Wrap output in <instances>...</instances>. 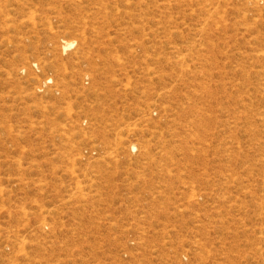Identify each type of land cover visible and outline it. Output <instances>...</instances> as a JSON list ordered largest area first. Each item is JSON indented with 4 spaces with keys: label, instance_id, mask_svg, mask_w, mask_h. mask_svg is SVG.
<instances>
[{
    "label": "rangeland",
    "instance_id": "1",
    "mask_svg": "<svg viewBox=\"0 0 264 264\" xmlns=\"http://www.w3.org/2000/svg\"><path fill=\"white\" fill-rule=\"evenodd\" d=\"M110 1L0 0V264H264V0Z\"/></svg>",
    "mask_w": 264,
    "mask_h": 264
},
{
    "label": "bare ground",
    "instance_id": "2",
    "mask_svg": "<svg viewBox=\"0 0 264 264\" xmlns=\"http://www.w3.org/2000/svg\"><path fill=\"white\" fill-rule=\"evenodd\" d=\"M123 1H125V2H127V0H112V1H110V2H112V4H114V5H116V7L117 6H119V2H121V4L123 3ZM107 2H109V1H107ZM128 3V2H127ZM148 3V2H147ZM126 4V3H125ZM149 4H150V2H149ZM152 4H153V2H152ZM255 4H259V3H257V2H255ZM122 5H124V4H122ZM156 5H157V3H156ZM145 6H147V4L145 5ZM154 7H155V5H153ZM139 7H141V6H139ZM138 7V8H139ZM142 7H143V5H142ZM141 7V8H142ZM158 7H159V5H158ZM124 8H126V7H124ZM128 8V7H127ZM129 9V8H128ZM146 9V8H145ZM144 10V9H143ZM72 45H73V41H64L63 42V44H62V47H63V49H64V51H66L67 49H69L70 47H72ZM197 134V133H196ZM194 135V134H193ZM196 136V135H195ZM136 149V145L135 144H132L131 145V150H135ZM0 195H1V190H0Z\"/></svg>",
    "mask_w": 264,
    "mask_h": 264
}]
</instances>
